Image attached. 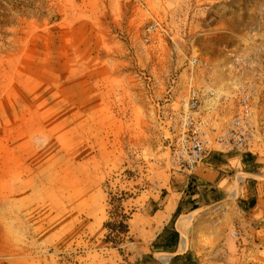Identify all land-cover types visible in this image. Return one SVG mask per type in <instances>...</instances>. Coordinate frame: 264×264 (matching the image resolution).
Instances as JSON below:
<instances>
[{"label": "rangeland", "instance_id": "rangeland-1", "mask_svg": "<svg viewBox=\"0 0 264 264\" xmlns=\"http://www.w3.org/2000/svg\"><path fill=\"white\" fill-rule=\"evenodd\" d=\"M190 75L227 96L249 83L254 129L240 155L260 163L211 150L193 174L172 168L159 109L176 78L179 113ZM216 172L229 179L222 202L206 183ZM122 192L133 212L123 255L104 226ZM169 197L199 206L184 216L191 264H264V0H0V264H141L152 250L141 214Z\"/></svg>", "mask_w": 264, "mask_h": 264}, {"label": "built area", "instance_id": "built-area-1", "mask_svg": "<svg viewBox=\"0 0 264 264\" xmlns=\"http://www.w3.org/2000/svg\"><path fill=\"white\" fill-rule=\"evenodd\" d=\"M160 30L158 22L147 26L144 39L150 42ZM192 69H208L209 62L198 57L189 60ZM192 74V73H191ZM181 101L179 113L173 104L176 78L166 99L170 108L159 109V118L169 136V161L173 169L193 174L211 150L218 153L245 154L251 151L254 127L253 90L248 82L233 81L234 89L227 96L212 87H199L192 75ZM223 105L229 106L230 118L222 123Z\"/></svg>", "mask_w": 264, "mask_h": 264}, {"label": "crops", "instance_id": "crops-1", "mask_svg": "<svg viewBox=\"0 0 264 264\" xmlns=\"http://www.w3.org/2000/svg\"><path fill=\"white\" fill-rule=\"evenodd\" d=\"M216 155L222 156L228 163H232L233 165L240 164L241 166L247 167L249 169L250 162L249 161L244 162L245 160L244 158L247 159L246 155L242 156L240 154H235V153H230V155H227V156L220 155V154H216ZM252 162L255 164L260 163L259 159H255V158L253 159V156H252ZM218 175H219V172H216V174H214L215 177L214 176L213 177L211 176V178L208 177L209 179L207 180L206 183L208 184V187L210 189L216 190V194L220 193V195H222L224 193L223 197L215 200V202H222L226 200V198L228 197L227 190L229 187L228 186L229 179L226 177L218 178ZM235 189L237 188H234L232 190V193L234 192ZM233 194L231 195L232 197H233ZM158 201L159 199L152 198L151 202L154 203V206L149 208V206L147 205L148 210L144 211L141 214L140 219H142L144 223V226L142 228L143 234L146 235L147 237H150L151 249L153 250V251L151 250L149 254L145 255L147 256V255L152 254L153 256L152 259L148 258L149 259L148 262L146 263L141 262V264H158L154 260L155 259L154 256L156 252H161L159 255V258L163 262L169 261L168 264H191V262L193 261L191 253L185 250L187 249L188 244H189L186 234L188 230L190 229L192 215L189 217H185V219H184V216H187V214L192 212V209H191L192 207L190 206L188 209H186V207L183 206L184 201L181 198H179L178 200H173L171 197H169L168 199L165 198L162 201V203L156 204L158 203ZM156 207H158V209H155ZM178 209H179V215L175 220L174 228L179 233L180 240H179L178 246L176 247V252L170 253L168 251H165L163 248L153 247L152 244H154V242L161 244L165 242L166 239L168 238L169 232L164 233V229L167 226L172 225V220L174 219V215ZM181 231H182V236H181ZM183 240L186 241V245L184 246V248H183ZM180 249L184 251H180ZM185 254H187L188 256L180 259L177 262L175 261L174 263L175 256L185 255ZM143 258L144 257H141V261L143 260Z\"/></svg>", "mask_w": 264, "mask_h": 264}, {"label": "trees", "instance_id": "trees-1", "mask_svg": "<svg viewBox=\"0 0 264 264\" xmlns=\"http://www.w3.org/2000/svg\"><path fill=\"white\" fill-rule=\"evenodd\" d=\"M247 159L252 160V155L248 154ZM129 198L130 196H127V192H122L120 197L113 196L112 194H110V202H109L110 206L111 205L114 206L115 203H117L118 205L116 206L115 209L109 212V219L106 221L104 225L107 231L105 235V242L110 244L112 248L117 249L122 255L124 254L123 246H125L129 242H133V237L130 236V224H129L133 212L127 211L126 208L124 207V203L127 202ZM242 203L243 205H245L246 211H250L255 207L256 199L253 198L249 201L245 200ZM198 208H199L198 204L194 202L191 209L196 210ZM155 209H158V207H156ZM178 215H179V209L176 211L174 215V219L172 220V225L167 226L164 229V233L169 232L166 241L161 244L154 242V244H152L153 247L163 248L165 251H168L170 253L176 252V247L178 246L180 235L175 230L174 223ZM186 256L188 255L185 254V255L175 256L174 263L175 261L177 262L180 259L185 258ZM152 257H153L152 254L144 256L142 262L146 263L149 261L148 258L152 259Z\"/></svg>", "mask_w": 264, "mask_h": 264}, {"label": "bare ground", "instance_id": "bare-ground-1", "mask_svg": "<svg viewBox=\"0 0 264 264\" xmlns=\"http://www.w3.org/2000/svg\"><path fill=\"white\" fill-rule=\"evenodd\" d=\"M235 195H236V192L233 194V197H235ZM185 245H186V241L183 240V248H184Z\"/></svg>", "mask_w": 264, "mask_h": 264}]
</instances>
